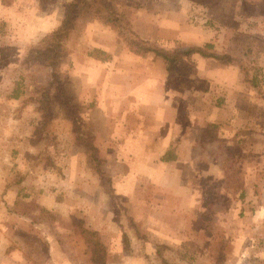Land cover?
<instances>
[{
	"label": "rangeland",
	"instance_id": "obj_1",
	"mask_svg": "<svg viewBox=\"0 0 264 264\" xmlns=\"http://www.w3.org/2000/svg\"><path fill=\"white\" fill-rule=\"evenodd\" d=\"M72 2L0 0V264H264V0H103L138 38L145 18L180 17L232 58L181 61L169 127L150 116L168 103L120 95L157 57L92 14L48 66ZM160 30L159 48L192 46Z\"/></svg>",
	"mask_w": 264,
	"mask_h": 264
},
{
	"label": "trees",
	"instance_id": "obj_2",
	"mask_svg": "<svg viewBox=\"0 0 264 264\" xmlns=\"http://www.w3.org/2000/svg\"><path fill=\"white\" fill-rule=\"evenodd\" d=\"M93 15L99 18L104 24L114 28L118 34H120L126 45L132 52L137 55L152 54L154 57L161 59L165 64L166 71H173L177 68V65L183 61L184 58L197 54L202 58L213 59L216 61H232V58L228 55H219L215 52H210L212 48L210 45L204 47L198 46H180L173 50H165L157 47L153 43L143 41L138 37L128 32L123 24L122 17L112 11L103 0H73V2L67 7L63 21L55 30H53L49 39L52 40V44H49L46 51L49 52L50 62L48 66H53L56 62L59 54L60 45L64 40L68 38L70 31L74 28L77 19L87 15ZM256 79H252L250 84L252 87L257 88ZM62 97H64L62 95ZM64 103H66L65 97ZM170 153L165 154L160 160L167 162L172 160ZM87 247L92 251V261H96L99 249L102 247L98 241H86ZM102 251V250H101ZM104 255V252H102Z\"/></svg>",
	"mask_w": 264,
	"mask_h": 264
},
{
	"label": "crops",
	"instance_id": "obj_3",
	"mask_svg": "<svg viewBox=\"0 0 264 264\" xmlns=\"http://www.w3.org/2000/svg\"><path fill=\"white\" fill-rule=\"evenodd\" d=\"M135 18L136 17H134L133 19H135ZM135 21H137V20H135ZM137 24L138 23L136 22L135 26H137ZM186 26L187 25L183 24V20L180 17L175 18V19H170V20H163V24L160 27L158 25H154L153 21L151 19L145 18L144 23H143V28L136 29L134 27V31L136 32V34L139 36V38L141 40L147 41V42H150V43H153L156 45V43L158 44V40H159V37L161 35V33H159L161 31L160 29H162L163 35H166V34H168L170 27H172L173 30L175 31V34L172 35V39L176 38V40L178 41L177 44H180V45L192 44V46H194V45L199 46L200 43L196 40V37H197L195 34L196 30L194 28L190 27L189 25L187 27ZM192 33H194L195 36ZM160 47H162V46H160ZM121 48H122V46H121ZM162 49L172 50V48H170V47L169 48H165V47L163 48L162 47ZM121 52H125L123 54L124 58L136 57V58L144 59L142 56L133 55L127 49H122ZM113 53L115 54V50ZM190 56L184 58V62L183 61L182 62L184 64H189L190 62H192V61L187 60ZM146 58H151V60L153 59L152 57H149V56H147ZM151 62H148L149 66L157 64L158 66H160L162 68V71L157 72L156 76H153L152 71L142 72L140 74L138 73L136 76L135 82L132 80V78L128 82L124 81V85H121L123 87L124 91L120 90V95H123V96L129 95L130 98H133L132 96H135V101L137 103L143 102V104H150V105L154 104L153 98L155 95V100L160 99L159 102H157L158 105L161 102H166V103H168L169 107H167V108L154 107L155 110H153V113H150L151 118H153V117H156L157 119L170 118V120L169 119L163 120V121H165V123H167L166 127H169L170 124H171V126H173V124L178 126V123H180L179 120L182 118V116H184V114L182 112L185 111V107H184V104L181 105V103H180L181 102V100L179 98L181 96V95L179 96L180 93L170 91L171 89L167 87V86H169V84H167V86H165V83H168V80L170 79V77L174 76L173 71H166L164 62L161 59L155 58V62H156L155 64H153V62L152 63ZM145 63H147V62H145ZM200 63H202V62H200ZM180 66H181V62H180V65L177 67L179 68ZM131 67L134 68L133 63L131 64ZM145 68L146 67L144 66V69ZM149 68L150 67H148V70H149ZM134 70L135 69L130 70V73H134ZM152 79H155L157 81L156 84L159 83V85H161L160 86L161 89L162 88H165V89L160 90V92L157 93V91L155 89V87H157V85L152 86V82H153ZM134 84L138 86L136 91H132V86ZM175 85L177 88L180 87V84L178 82H176ZM121 86H120V88H121ZM166 88L168 89V92L165 91ZM116 90H117V88H116ZM154 92H156V94ZM168 93H170V94H168ZM119 100H124V99L119 98ZM133 111H136V110L135 109L129 110V114H131V115L134 114ZM137 111H139V112L138 113L136 112V115L138 117H142L141 113H140V108H137ZM121 112H122V108L120 107L119 108V114ZM170 131H168V133H170ZM170 140H171V138L168 141H170ZM172 158L173 159L170 161H167V163L168 162L173 163L175 161L177 162L178 158L175 155H172Z\"/></svg>",
	"mask_w": 264,
	"mask_h": 264
}]
</instances>
